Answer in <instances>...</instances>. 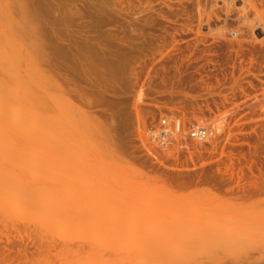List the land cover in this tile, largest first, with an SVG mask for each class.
I'll use <instances>...</instances> for the list:
<instances>
[{"label": "rangeland", "instance_id": "374dc122", "mask_svg": "<svg viewBox=\"0 0 264 264\" xmlns=\"http://www.w3.org/2000/svg\"><path fill=\"white\" fill-rule=\"evenodd\" d=\"M56 1L0 3V264H264V0ZM163 117L209 138L150 152Z\"/></svg>", "mask_w": 264, "mask_h": 264}, {"label": "bare ground", "instance_id": "6f19581e", "mask_svg": "<svg viewBox=\"0 0 264 264\" xmlns=\"http://www.w3.org/2000/svg\"><path fill=\"white\" fill-rule=\"evenodd\" d=\"M56 1V0H55ZM58 1V3H59V1L60 0H57ZM56 1V2H57ZM64 1V0H63ZM37 2H38V4H37ZM41 2H44V3H48V0L46 1H44V0H41L40 2L38 1V0H0V3H5V4H7V5H18V6H21V7H25V8H39V7H36L35 6V4H37V6L41 3ZM50 3H51V1H50ZM50 3L48 4L49 6H50ZM55 3V2H54ZM54 3H53V5H54ZM57 3V4H58ZM231 3V2H230ZM42 5H43V3H42ZM48 5H44V7H42V9H44V10H53L55 7H49ZM45 6H47V7H45ZM93 6V5H92ZM73 7V6H72ZM72 7H69V8H72ZM75 8H76V6H74ZM73 7V8H74ZM95 7V6H94ZM93 7V8H94ZM57 8V7H56ZM58 8H60V7H58ZM79 7H77V9H78ZM88 8V7H87ZM92 8V9H93ZM97 8V7H96ZM43 11V10H42ZM82 12V11H81ZM258 13V12H257ZM78 14H79V12H78ZM87 14V13H86ZM76 15V14H75ZM80 16L81 15H84L83 13L82 14H79ZM263 18V17H262ZM259 19V18H258ZM261 19V18H260ZM56 20V19H55ZM54 20V21H55ZM256 20H257V18H256ZM262 20V19H261ZM58 21V20H57ZM249 23V22H248ZM56 29H54V31H52V34H50V37H48V43L47 44H52V43H55V44H57L58 45V49L61 51V53H59V55L61 54V55H65V54H67V53H70L71 54V56H72V59H71V66L69 65V67H67L66 68V66H65V69L67 70H65L66 71V73L65 74H63V73H61L60 74V72L61 71H59V73L57 74L62 80H63V82H64V89H67V93L69 94V96H72L73 94H77V82H76V75L74 74V73H76L74 70H75V68H74V65H76L75 63H76V56L74 55V52L79 48V40L76 38H70V36L71 35H66L65 34V32H62L61 33V31L60 30H56V31H59V32H57L56 33V31H55ZM47 32H48V30H46ZM233 36H236V34H237V32H234L233 31ZM75 37V36H74ZM67 39V41L66 42H64V40H66ZM47 41V40H46ZM67 43V44H66ZM47 46V45H46ZM56 47V46H55ZM62 63V62H61ZM63 67V66H62ZM58 69V68H57ZM64 69V68H63ZM60 70H62V69H60ZM57 72V71H56ZM70 72V73H69ZM64 92V91H63ZM65 94V93H64ZM72 94V95H71ZM67 96V95H66ZM69 96H67L68 98H69ZM74 96H76V95H74ZM66 97V98H67ZM69 100V99H68ZM70 101V100H69ZM218 120V119H217ZM219 128V127H218ZM220 129V128H219ZM166 168V167H165ZM167 169H169L168 167H167ZM171 170V169H170ZM173 170V169H172ZM168 171V170H167ZM219 172H221V173H227L228 172V169H226V171H224V172H222L221 170H219ZM181 175V174H180ZM206 176V175H205ZM216 176V175H215ZM208 179H213L214 178V176H211L210 174H208L207 176H206ZM168 180V179H167ZM171 184V183H170ZM188 184V183H187ZM190 184V183H189ZM219 183L218 184H214L213 185V188H219ZM229 189V188H228ZM228 189H227V191H228ZM242 190H246V191H248V190H253V192L254 191H258V190H264V184H263V186H257V185H252V186H249V187H244ZM241 190V191H242ZM234 191V190H233ZM244 191H242V192H244ZM245 191V193H247ZM230 192V191H229ZM231 192H232V190H231ZM250 192H252V191H250ZM252 192V193H253ZM259 192V191H258ZM263 192V191H262ZM244 193V194H245ZM57 232V231H56ZM56 232H53V236H56L57 235V233ZM159 232H161V231H159ZM165 232V231H164ZM45 233V232H44ZM162 233V232H161ZM47 234H49V236L51 235L50 233H47ZM169 234V233H168ZM168 234H167V236H168ZM46 235V234H45ZM164 236V235H163ZM165 236H166V234H165ZM170 236V235H169ZM173 236V235H172ZM171 236V237H172ZM53 239H54V237H53ZM164 238H162V240H163ZM55 240V239H54ZM161 240V238H160V241L161 242H163ZM170 240V239H169ZM172 240V242H173V240L174 239H171ZM157 241L159 242V238L157 239ZM58 242V241H57ZM164 242H166V245H170V244H168L169 243V241H168V243H167V241H165L164 240ZM51 243V242H50ZM151 243V242H150ZM170 243H171V241H170ZM163 244V245H162ZM171 244H174V243H171ZM141 243H139L138 244V246H136V247H130L129 249H128V255L124 258L125 259V261H123L124 263L123 264H163L165 261H166V259H167V256H166V254H165V251H166V248H167V250H168V252H166V253H170L171 251H172V249L174 248V247H176V245H173L174 247H172V245L171 246H166L165 245V243H161V244H159V243H154V241L152 242V244L151 245H149L148 243L147 244H145V243H143L141 246ZM153 245V246H152ZM155 245V246H154ZM159 245V246H158ZM160 245H162V246H160ZM58 246V245H57ZM165 246V247H164ZM172 247V248H171ZM57 248V247H56ZM169 248H171V249H169ZM171 250V251H170ZM28 250L26 249L25 250V253L27 252ZM170 251V252H169ZM25 255V254H24ZM27 255V254H26ZM167 255H169V254H167ZM171 255V254H170ZM124 256V255H123ZM171 259L173 258L172 256L170 257ZM122 259V258H121ZM168 260V259H167ZM122 263V262H121Z\"/></svg>", "mask_w": 264, "mask_h": 264}, {"label": "built area", "instance_id": "2783aa9c", "mask_svg": "<svg viewBox=\"0 0 264 264\" xmlns=\"http://www.w3.org/2000/svg\"><path fill=\"white\" fill-rule=\"evenodd\" d=\"M141 132L150 152L167 154L172 160H179L195 152L193 143H205L209 138L206 127H188L170 117L144 119Z\"/></svg>", "mask_w": 264, "mask_h": 264}]
</instances>
